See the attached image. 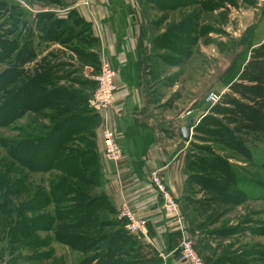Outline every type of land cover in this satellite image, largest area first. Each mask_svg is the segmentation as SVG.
Wrapping results in <instances>:
<instances>
[{"label":"trees","instance_id":"obj_1","mask_svg":"<svg viewBox=\"0 0 264 264\" xmlns=\"http://www.w3.org/2000/svg\"><path fill=\"white\" fill-rule=\"evenodd\" d=\"M199 1L147 0L153 9L164 12L198 4L202 10L210 12L222 2ZM0 7L7 14L8 24L5 33H0V129L12 128L17 132L12 139H0L7 163L0 175V187L9 189L21 184L27 195L23 196L20 189L4 191L3 196L8 199H0V244L19 264H46L53 260L50 249L35 253L49 248L51 243L80 254L77 264H147L141 247L124 230V222L116 219L117 212L110 200L98 192L101 175L96 130L101 119L88 107L95 82L83 80L78 75L79 70L67 64L46 59L36 62L28 15L13 5L9 7L3 0ZM48 16L35 15L34 18ZM192 16L171 27L162 37L154 38L157 50L167 49L171 54L164 61L169 66L180 68L191 54L188 48L193 39L199 32L205 34V29H198V14ZM23 28H28L25 34L21 33ZM79 40L73 47L79 64L91 65L96 75L98 55L89 52L94 41L89 36ZM176 55L180 59L173 57ZM240 79V83H234L220 103L193 127V136L197 131H204L230 154H239L252 163L253 154L247 139L252 135L264 137V44L252 53ZM22 119L25 125L17 128V122ZM203 151L201 157L191 159L188 152L184 157L187 193L191 194L186 202L190 204L191 198L202 197L194 201L200 216L209 214L213 207V212L228 214L234 206L248 200L245 187L227 159L208 148ZM194 160L197 163H192ZM258 167L264 170V161ZM17 169L25 174L19 175L18 181L12 184L8 173ZM35 174L48 175L46 185L34 183L30 176ZM18 195L21 201L14 205L10 199ZM27 216L28 219H24ZM214 223L208 225L207 230ZM191 231L195 233V225ZM39 234H45L46 238L39 240ZM211 236L219 242L232 240L228 230ZM238 237L233 238L234 242ZM248 249L250 245L245 244L240 250ZM257 255L259 264H264V254ZM253 258L247 262L233 260L237 264H255Z\"/></svg>","mask_w":264,"mask_h":264},{"label":"crops","instance_id":"obj_2","mask_svg":"<svg viewBox=\"0 0 264 264\" xmlns=\"http://www.w3.org/2000/svg\"><path fill=\"white\" fill-rule=\"evenodd\" d=\"M57 1L41 3L36 7L35 15H49L48 18L36 19L34 14H29V29L23 28L21 33L25 34L28 29L33 37L36 62L46 59L67 64L72 69H78V75L83 80L93 81L94 70L91 65L79 64L73 50L80 42L79 39L89 36L94 41L90 53L97 56L100 51L105 52L117 73V91L108 110V118L122 150V160L118 165L102 163V142L98 129L96 148L101 175L98 192L106 195L116 212L123 202H127L138 215L146 218V237L132 238L141 247L142 255L148 260L147 264H184L176 261L173 256L182 232L175 219L164 213L160 196L150 180V174L157 171L167 192L178 204L183 232L192 240L191 228L194 224L185 214L189 195L184 157L193 140V121L203 109L198 106L191 117L184 116L187 111H176L179 106L176 99L178 95L173 90L178 83L173 82L175 73L170 70L175 68L177 73L180 72L177 74L179 78L184 65L182 63L178 69L158 61L155 53L157 49L152 46V38L147 36L148 17L155 11L147 0ZM204 1L200 0L199 3ZM263 2L222 0L210 12L224 19L225 24L230 10L240 6L245 9H262ZM197 10L198 26L205 28L203 25L207 11L202 10L200 4ZM263 23L264 9L256 23L249 27L252 32L242 67L239 69L235 61L225 71L234 74V78L222 84L228 92L234 83H240L252 53L264 44V34L259 42H254ZM36 35H39V40ZM184 128L190 130L188 142L182 139L181 131Z\"/></svg>","mask_w":264,"mask_h":264},{"label":"rangeland","instance_id":"obj_3","mask_svg":"<svg viewBox=\"0 0 264 264\" xmlns=\"http://www.w3.org/2000/svg\"><path fill=\"white\" fill-rule=\"evenodd\" d=\"M3 1L4 3L7 2L9 7L13 5L23 10L27 15H33L36 7L41 5V3H45L39 0ZM158 1L160 3V0ZM3 5L5 6V4ZM262 9H264V6ZM262 9L257 7H255V10L245 9V7L240 6L238 9L230 10L225 24H223L224 19L221 20L217 18L213 12H207L204 19L205 21L203 20L205 22L203 25L205 28H199L198 26L199 30H206L205 34L199 32L193 39L192 45L189 46L188 49L191 50V54L183 62L184 66L181 77L178 78L177 74L180 72L177 73L175 68L170 70V72L173 71L175 73L173 82L178 83L173 90L175 95H178L176 99L178 100L179 106L176 111L180 110L181 113L192 111L194 114L197 108L200 107L203 111H200L198 115H196V117H198L197 119H199L207 114L206 109L208 105L206 100L211 93L221 94L222 96L228 93V90L224 89L222 84L234 78V74L230 75L231 72L227 73L225 71L229 69V65H233L235 61L239 69L242 67L247 49L249 48V36L252 32V28L249 27L255 24L259 19V16L262 14ZM197 11L196 6L171 12L155 9L154 13L148 17L147 28V36L152 38L153 48L156 49L154 38L162 37L171 27L177 24L179 25L192 15L197 17ZM6 15L5 10H2L0 7V33H5V29L7 28ZM220 30L222 33H220ZM217 31L219 32L216 34ZM263 34L264 23L259 27L258 34L254 37V42H259ZM197 36L200 39H198ZM103 53L105 54V52ZM155 53L159 62H164L165 59L169 58L171 55L167 49L156 50ZM173 57L180 59V56L177 55ZM169 69L170 68H168V71ZM231 69H233V67ZM25 122V119L19 120L16 124L17 128L24 126ZM256 123H258V121ZM100 126L98 129L101 135ZM11 129H0V139L4 138L9 140L15 137L17 132ZM193 137L194 139L191 142V146L187 149L191 159L203 156V149L205 148L215 152L219 157L227 159L240 178L241 184L245 187L244 191H246L248 195V200L246 202L234 206L228 214H222L225 213L224 211L213 212V207L210 209V213L204 216L198 214L196 210L197 206L195 205V202L202 200V197H193L190 199L192 203L186 204L187 209L185 214L189 216L196 227V231L191 237L196 252L203 264H237L233 259L238 258L247 262L251 257H254L253 261L256 262L255 264H259V259L256 256H258L257 254H264V170L259 169L258 165L264 161V137L252 135L247 139V145L251 148L253 154L252 163H249V161L246 162L239 154H230L223 146L221 147V145L217 144L214 139L206 136L204 131H197L196 135ZM4 161H6L5 149L0 143V175L4 173L7 167V163L5 164ZM192 163L197 162L194 160ZM23 174H25V172L19 169L10 171L8 173V179L10 183L13 184L18 181L19 175L22 176ZM30 178L37 185H46V182L49 180L48 175L35 174L31 175ZM245 183L247 186H245ZM22 186L23 185L20 184L18 186L9 187V189L0 187V199H8V196H3L6 190L7 193H10L16 190L19 191L20 189L21 194L23 193V196H25L26 189L21 188ZM19 195L13 196L12 199H10L14 205L20 203L21 198ZM189 196L191 197V194H189ZM28 217L29 216L24 219H28ZM213 222H215L214 225L207 230V226ZM5 224L9 225L8 223ZM245 224L248 225L245 226ZM223 230L229 231L231 234L230 237L232 238L231 241L219 242L218 239L212 238L211 235H213V233ZM235 236H239L237 242H234L235 239L233 238ZM37 237H39V240H43L46 238V235L39 234ZM187 237L189 238V236ZM245 244H249L251 249L246 251L240 250L242 249V245ZM176 248H178V246ZM48 249L52 251L53 260L46 264H77L81 259L80 254L71 252L67 248L55 243H51L49 248H41L35 253H45ZM8 251H5L3 244H0V264H19V262L13 260V256H9L10 253H8ZM252 253L254 256H250ZM158 256L160 257L159 254ZM173 256L176 261L179 260L178 251H175Z\"/></svg>","mask_w":264,"mask_h":264},{"label":"built area","instance_id":"obj_4","mask_svg":"<svg viewBox=\"0 0 264 264\" xmlns=\"http://www.w3.org/2000/svg\"><path fill=\"white\" fill-rule=\"evenodd\" d=\"M98 61L99 71L92 77V80L96 84V88L88 100V107L93 113L99 115L101 119L100 137L102 141V163L106 165H118V163L122 160V150L118 144L115 130L110 119L108 118V110L117 91V73L111 66L108 57L102 51L98 54ZM221 97V94L216 93H211L208 96L206 100L208 105L206 113L212 107L220 103ZM192 114V111H187L184 116L191 117ZM201 118L196 120L194 119L193 127L199 123ZM193 127L191 129H193ZM150 180L160 196L164 213L175 219L180 231L182 232V237L177 248L179 261L184 264H203L193 246L192 240L188 238L183 232L184 230L181 226L182 217L178 204L167 192L159 173L157 171L152 172L150 174ZM116 219L118 221L124 222L123 228L127 234L131 236H140L143 238L146 237V218L138 215L127 202H123L119 206Z\"/></svg>","mask_w":264,"mask_h":264},{"label":"water","instance_id":"obj_5","mask_svg":"<svg viewBox=\"0 0 264 264\" xmlns=\"http://www.w3.org/2000/svg\"><path fill=\"white\" fill-rule=\"evenodd\" d=\"M189 134H190V130L188 128L182 129L181 135H182V139H183L184 142H188Z\"/></svg>","mask_w":264,"mask_h":264}]
</instances>
